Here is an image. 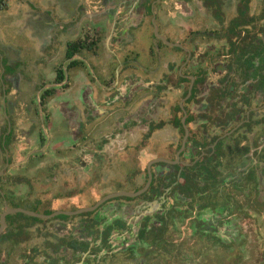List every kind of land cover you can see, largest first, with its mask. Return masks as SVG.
<instances>
[{"label": "flooded vegetation", "instance_id": "obj_1", "mask_svg": "<svg viewBox=\"0 0 264 264\" xmlns=\"http://www.w3.org/2000/svg\"><path fill=\"white\" fill-rule=\"evenodd\" d=\"M109 1H95L91 10L94 17L77 11L79 19L84 17L80 39L94 40L95 51L91 52V60L77 54L80 58L76 65L89 70L90 66L83 63H95V55L101 62L102 47L109 45L108 61L114 65L108 75L113 78L112 87L101 82L93 63L92 78L107 87L104 90H115L121 74L128 71L131 95L117 105L123 108L135 99L139 101L131 109V125L149 127L144 145L153 143V131H162L157 145H146L148 152L159 148V153L155 152L159 155L150 158L151 163L140 173L142 187L118 191L131 192L132 196L123 195L126 200L121 204L117 199L106 200L96 208L105 206L104 219L96 218V214L95 221L85 223L84 228L58 221L50 222L48 227L45 222L36 225L34 230L42 235L35 238L36 256L31 255L30 264L226 263L230 248L241 246L252 228L247 221L251 216L244 214L243 205L248 201L264 207V0H197L201 3L199 8L195 5L191 7L193 12L181 15L170 11L171 3L175 4L173 9L179 10L176 6L181 0H119L120 5L111 14L107 9ZM123 6L128 8L117 12ZM131 7L128 19L121 20ZM15 9L12 1L0 0V22L5 20V13L9 16ZM105 13L114 21L106 23ZM119 21L124 23L122 38L116 34L113 38ZM25 27H30L33 34L31 26L26 23ZM156 31L162 38H153L152 32ZM133 34L135 37L131 38ZM137 40L141 41L140 52H134L127 44ZM158 40L185 52L179 62L175 54H164L160 46L152 48ZM199 42L206 45L200 46ZM119 54L124 58H119ZM69 58H65L69 64L75 60ZM178 67L179 74L175 70ZM64 68L68 71L67 66ZM137 69L143 72L142 76L137 75ZM162 85L164 90L160 89ZM149 106L156 109L153 119ZM107 125L116 128L117 124ZM185 129L188 135L182 148ZM200 138L206 139L202 140L206 144ZM202 143L207 145L203 154ZM144 149L138 151L143 156ZM125 152L122 150L124 156ZM124 174L130 176L128 172ZM136 177L133 180L137 181ZM105 185L96 186L103 194L98 200L114 193L103 191L111 189ZM186 188L190 189V196H186ZM201 200H206V204L201 205ZM208 206L215 208L216 215L212 212L209 220L199 218V210ZM146 213L156 216L147 219ZM258 218V222L253 220L255 231L262 225L264 228L262 216ZM18 225L7 223L0 234V264H5L7 235L15 246L30 241L32 225ZM52 230L64 234L56 237ZM94 233L96 239L91 240ZM231 235L236 237V243L230 240ZM19 239L22 240L17 242ZM38 254L45 255L44 261L37 258Z\"/></svg>", "mask_w": 264, "mask_h": 264}, {"label": "crops", "instance_id": "obj_2", "mask_svg": "<svg viewBox=\"0 0 264 264\" xmlns=\"http://www.w3.org/2000/svg\"><path fill=\"white\" fill-rule=\"evenodd\" d=\"M9 1H12L16 8L13 14L9 15V18L15 19L16 26L12 28L13 37L8 34L10 31L7 30L8 23L3 25L5 28L3 31L6 34L0 33V135L4 142V149L0 148V156H2L0 157V192L2 195L0 213L4 210L6 203L10 207H16L15 204L17 205L20 201L29 205L22 208L40 214L77 211L93 205L102 197L103 194L96 190L98 184H107L105 186L111 189L103 191H113L116 194H119L118 191L121 190L131 191L142 187L144 181L140 173L142 175L146 166L151 163L148 162L149 159L158 156L159 154L155 152L159 153L160 150L154 147L149 153L146 151L148 150L146 145H157L158 138L161 134L163 136V133L153 131V143L150 141L144 145V135L149 127L134 126L130 122L131 117L134 116L131 109H135L139 101L135 99L134 103L123 108L117 105L126 102L131 95L129 94L131 79L128 80L126 75L128 71L121 74L115 90H104L107 87L103 88L97 84L90 70H83L81 65L69 67V62L63 58L65 44L68 41L80 39L84 33L81 30V21L84 17L79 19L80 15L77 11L80 10L81 13L86 11L87 15L94 17L91 10L96 0ZM118 1L108 2L107 9L110 14L120 5ZM187 1V3L183 0L178 2L176 7L179 6V10L173 9L175 4L171 3L170 11L174 10L173 14H189L193 12L191 7L201 6L197 0ZM206 6L209 7V4ZM127 8L128 6L117 8V12ZM131 11L132 7L121 20L126 21ZM201 11L204 12L205 9H200ZM108 16L104 14L106 23L113 20ZM37 17H40L42 26H39ZM9 18H5L4 21L10 22ZM24 22L31 26L33 34L30 32V27H25ZM116 26L117 31L121 30L109 36L114 38L116 34L117 37L122 38L124 23L119 21ZM0 28H2L1 24ZM24 28L29 32L28 36L22 32ZM28 39L33 40V43L30 40L27 44ZM144 40L151 43V40L147 38ZM127 44L134 52H140L142 46L140 40L127 41ZM205 45V42L200 44V46ZM108 46L103 45L101 60L102 57L110 54ZM36 51H39L38 56L44 55V58L40 56L33 58V53ZM77 54L84 55L89 60L92 58L91 52ZM142 56H144L143 52ZM119 58H124V55L119 54ZM94 62H92L95 65L93 67L99 72L101 82L111 88L113 78L102 74V68L101 71L99 70L100 66L102 67V61L100 62L97 56L94 57ZM59 66L63 71H65L64 66L68 67V85L61 88L63 84H57L60 87L55 92L41 98L44 112H40L38 92L45 83H59L53 80L57 76ZM136 71H138L137 75L143 74L138 69ZM42 95L41 93V97ZM4 101L7 106L8 119L3 109ZM147 110H152V107L149 106ZM155 110V108L152 110L150 117L152 119L155 116ZM111 122L117 124L116 128L107 125ZM101 126L102 128L105 126L106 129H102ZM177 139L180 141L179 133ZM202 140L206 139L200 138V141ZM203 143L206 144V142ZM203 143L200 144L202 154L207 149V145ZM142 149L145 151L144 156L138 152ZM122 150H126V156ZM4 154L6 159L3 158ZM125 172L135 173L128 176L124 174ZM133 176H137V181L133 180ZM128 177L132 180H127ZM185 191L186 196L191 195L190 189L186 188ZM127 194L124 196H132L131 192ZM124 196H112L107 200L117 199V203H120L126 200ZM15 214L23 216H14ZM90 214L94 216L97 214L96 218L104 219L105 206L93 212L72 214V216L58 214L47 219L22 213H11L6 216V221L11 224L14 217L20 219L25 225L42 222L48 224L56 221L65 225V222L71 219L68 224L74 226L73 223L81 221ZM212 217L210 209L199 212V218L209 220ZM95 239L96 233L91 235V240ZM259 240L263 241L262 236ZM251 242V239H244L241 242L242 246L238 248L237 254L244 259V263L246 261L245 252L250 249ZM20 246L16 262L26 264L35 249L27 244ZM151 249H154V246H151ZM230 250L231 253L236 251L234 247Z\"/></svg>", "mask_w": 264, "mask_h": 264}, {"label": "rangeland", "instance_id": "obj_3", "mask_svg": "<svg viewBox=\"0 0 264 264\" xmlns=\"http://www.w3.org/2000/svg\"><path fill=\"white\" fill-rule=\"evenodd\" d=\"M63 1H65V0H63ZM62 0H61V2H63ZM34 4V3H33ZM34 6H36L35 4H34ZM5 17L6 18H9V16H8V14H6L5 13ZM37 20H39L38 21V23H39V26H42L41 24H40V21H41V19H40V17H37ZM9 21L10 22H4L3 20H1V22H0V24L2 25V28H0L1 30H5V28H3V25H6V23H8L9 24V26H8V28H7V30H10L9 32H8V34L11 36V37H13L14 36V30L12 29L16 24H15V19L14 18H9ZM25 24L24 25H26V23L27 22H24ZM206 24V23H205ZM235 26H236V23L234 24ZM238 27V26H237ZM236 27V28H237ZM40 28V27H39ZM26 36H28L29 35V32L24 28V31H22ZM3 33H5L6 34V32H3ZM25 35H24V37H25ZM152 36H153V38L154 39H156L157 38V36H156V33H154V32H152ZM23 37V38H24ZM135 37V34H133V35H131V38H134ZM17 38V37H16ZM30 40L31 39H28L27 41H26V43H28V42H30ZM152 48L154 49V50H156V47H158V46H160L161 47V49H163V52H164V54H168V53H173V54H175L176 56H177V62H179V59L184 55V51L181 49V48H179V49H177V48H169V47H167L166 46V44H164V42H162V41H159L158 40V43L157 44H152ZM40 49V48H39ZM40 51H42V49H40ZM95 51V48H94V50H89V51H87V52H94ZM38 53H39V51H36L35 53H33V58H36L37 56H38ZM40 56V55H39ZM38 56V57H39ZM82 56V55H81ZM42 59L44 58V55L43 56H40ZM84 59H86V57L83 55L82 56ZM94 57H97V55H95ZM76 58L77 57H75V60H76ZM187 58H188V53L186 54V59H185V61L187 60ZM108 59H109V55H105L104 57H102V67L100 66V68H99V70L102 68L103 70H102V74H106L107 75V77H108V74H109V72L112 70V69H114V65H113V63H111V61H108ZM89 60V59H88ZM87 60V61H88ZM89 62V61H88ZM90 63V62H89ZM104 63H106V65L104 64ZM83 65L85 66V65H87V64H85V62L83 63ZM91 65H92V63L90 64V65H87V66H90L89 67V70L91 71V72H93V70H92V68H91ZM162 66H164V65H162ZM182 66V65H181ZM180 66V67H181ZM60 67V66H59ZM180 67H178V68H176L175 70H176V72L179 74V71H180ZM61 68V67H60ZM167 70H169V69H167ZM167 70H165V71H167ZM101 71V70H100ZM156 73H158V72H156ZM53 80H54V78H53ZM67 83V82H66ZM65 83V84H66ZM52 84V82H49V83H45V84H43L42 85V87L40 88V90H39V92H38V96H37V99L40 101V104H41V106H39L38 105V109H39V111L40 112H44V110L42 109L43 107H42V103H41V93L43 94L44 93V91L45 90H47V89H49V88H52L53 89V92H55L56 91V89H58L60 86H54V87H49L48 85H51ZM63 86H64V84H63ZM63 86L61 87V88H63ZM160 89H163L164 90V86L162 85L161 87H160ZM52 92V93H53ZM51 93V94H52ZM50 94V95H51ZM168 98L170 99V97L168 96ZM168 98H167V100H166V102L168 101ZM180 105V104H179ZM2 106V105H1ZM5 125H6V123H5ZM0 148H2V149H4V142L3 141H1L0 142ZM0 157H2V156H0ZM3 158H5L6 159V156H5V154H4V157ZM81 180V179H80ZM77 183H78V180H77ZM103 187H104V185H103ZM104 189V188H103ZM0 197H2V195H1V192H0ZM7 204V203H6ZM14 204V203H13ZM200 204L201 205H205L206 204V200H201V202H200ZM12 205V204H11ZM14 206V205H13ZM15 206L17 207V206H19V207H28L29 205H27L26 203H22L21 201L20 202H18L17 203V205L15 204ZM207 209H210L215 215H216V212H215V208L214 209H211L210 208V206H208L207 208H201L200 210H207ZM243 209L245 210V215H249L250 214V220L248 219L247 221H249L250 223H251V225H252V228L251 229H249L248 231H249V233H246V237H245V239L246 240H249V239H251L252 240V242H251V245H250V249H248L246 252H245V263L243 262V260L244 259H242L238 254H237V251H238V246L236 245L235 246V250L236 251H234V252H232V253H230V256H229V259L226 261V263L227 264H240L241 262V264H264V228L262 227V226H260L259 227V229L257 230V231H255V229H254V222H253V220H256L257 222L259 221V218H258V215L259 216H262V219H261V223H264V214L262 215L261 214V212H263L264 211V207H262V206H258V205H252V203H250V204H248V201H247V203H245L244 205H243ZM199 210V211H200ZM14 216H23V215H21V214H15ZM59 218H61V219H63L62 217H59ZM86 218H89V220L87 221V223H91L92 221H95V216L94 215H88V217H86ZM69 222H71V219H69L68 221H67V223H69ZM22 223V224H21ZM46 223V222H45ZM66 223V222H65ZM78 223H79V221H77V222H75V223H73V225L74 226H76V225H78ZM11 224L12 225H15V224H19L18 226L20 227V226H22V225H25L20 219H18V218H14L13 217V219H12V222H11ZM43 223H35V224H32V226H31V232L30 233H28V237H29V242H25L24 244H22V245H25V244H27L28 246L30 245L31 246V248H34L35 250H36V246H37V244L35 243L36 242V237H40L41 235H42V233H39V231L37 232V230H34V228H35V226L37 225H42ZM47 224V223H46ZM62 224V223H61ZM50 224L48 223L47 224V227L49 226ZM63 225V224H62ZM17 229H18V227L17 226H15ZM49 229H52V228H50L49 227ZM56 229V228H55ZM44 230H46V229H44ZM103 230H104V228L103 229H101L100 230V234H101V237L103 236ZM84 230H82L81 231V233L83 234L84 232H83ZM51 234H53V236H56V237H59V236H61V234H63V233H61L60 231H55V230H52V232H51ZM261 236L263 237V241H261V240H259V239H261ZM9 236L7 235V238H5V240H6V242H5V249H4V251H5V264H18L17 262H16V255H17V253L20 251V248H21V246L20 245H14V243H10L9 242ZM20 240H22V239H19V240H17V242L18 241H20ZM230 240L232 241V242H237V240H236V237L235 236H233V235H231V238H230ZM230 241V242H231ZM16 243V242H15ZM40 245H42V243L40 244ZM242 246V245H241ZM31 255H33L34 257L36 256L35 254H34V252L32 251V253H31ZM40 261H44V258H45V255L44 254H38V257H37ZM31 263V261L29 260L26 264H30ZM121 263V262H120ZM224 261L221 263V264H226Z\"/></svg>", "mask_w": 264, "mask_h": 264}, {"label": "water", "instance_id": "obj_4", "mask_svg": "<svg viewBox=\"0 0 264 264\" xmlns=\"http://www.w3.org/2000/svg\"><path fill=\"white\" fill-rule=\"evenodd\" d=\"M155 29H156V26H155ZM155 33H156L157 36L161 37L157 33V31ZM75 57L80 58L77 54H74L68 60L71 61V60L75 59ZM86 64L89 65L87 62H86ZM104 64L106 65V63H104ZM64 70H65L64 80L62 82H59V83H52L51 85H48L49 87L58 86L57 84L61 85V84H65L67 82V79H68L67 68H64ZM20 78H22V77L20 76ZM38 105L41 106L40 101H39ZM180 106H181V108H182V110H183V112L185 114V111L183 109L182 102L180 103ZM3 107H4L3 109H5V114H6L7 119H8V112H6L7 106H6L5 101L3 102ZM8 124L10 125V123H8ZM101 128H102V126H101ZM102 129H106V127L104 126ZM187 135H188V131H187V129H185L184 137H183V140H182V148L184 147V142H185V139H186ZM148 175L150 177L152 176V172L150 170L148 171ZM148 184H149V182H148ZM118 193L119 194H116V193L108 194V195L104 196L101 200H99V202L95 203L94 205L87 206V207H85V208H83L81 210L69 211V212L68 211H59V212H52L50 214H40V213H37L35 211H31V210H28V209H25V208H22V207H19V206H17V207H10V206H8L6 204L4 210L0 213V234L5 229V227L7 225V223H6V216L8 214H11V213H22V214H25V215L37 216V218L40 217V218H43V219L51 218V217H54V216H56L58 214L65 215V216H67V215L68 216H72V214H79V213L93 211V210H95L99 206V204L103 203L104 201H106L108 198H111L112 196L128 195L127 192H118ZM146 194L150 195V192L148 191ZM136 203L137 204H140V200H136ZM154 216H156V214H154V213H146L144 215V218L153 219ZM88 220H89V218H86V217L82 218V220L79 221V223H78V225H76V227L77 226H79V227L80 226H83V228H84V224L87 223Z\"/></svg>", "mask_w": 264, "mask_h": 264}, {"label": "trees", "instance_id": "obj_5", "mask_svg": "<svg viewBox=\"0 0 264 264\" xmlns=\"http://www.w3.org/2000/svg\"><path fill=\"white\" fill-rule=\"evenodd\" d=\"M94 43H95L94 40H88V39H86V40L78 39L76 41H68L64 46L63 58H69V57L73 56L74 54L81 52V50H83V49L94 50V48H95ZM77 63H79L78 60H73L69 64V67H72V66L76 65ZM63 78H64V71L62 70V68L59 67L57 70V76L55 77L54 80H55V82H60L63 80ZM67 85H68V83H66L63 86V88L66 87ZM52 92H53L52 88L45 90L43 95H42V98H44L46 95H50Z\"/></svg>", "mask_w": 264, "mask_h": 264}]
</instances>
